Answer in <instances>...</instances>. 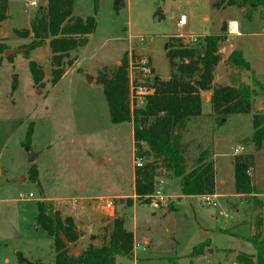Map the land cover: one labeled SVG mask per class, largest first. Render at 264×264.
Wrapping results in <instances>:
<instances>
[{"label": "rangeland", "instance_id": "1", "mask_svg": "<svg viewBox=\"0 0 264 264\" xmlns=\"http://www.w3.org/2000/svg\"><path fill=\"white\" fill-rule=\"evenodd\" d=\"M7 1V17L0 18V43L7 50L24 49L33 36H20L16 31L30 29L37 11L46 9L48 0ZM31 1H37V5L32 6ZM214 1L74 0V16H94L97 26L85 46L64 58L66 73L56 84L49 39L30 54L44 68L41 87L34 85L29 59L23 52L15 53L12 59L0 52V264H54V238L37 222L38 203H43L50 214L59 211L63 217L71 216L75 223L77 218L85 226L84 232L82 227L78 229L88 235L87 239L79 238L80 250L91 243L101 245L118 216L124 218L127 227L137 222L141 233L153 234L159 252L152 253L151 259L134 253L132 264H233L239 252L256 253L253 243L245 237L264 208L254 204L252 196H236L234 161L237 147L243 148L241 154L255 155L251 175L257 196L264 201V142L255 151L247 141L254 131L253 115L264 111V34L239 38L254 50L248 57L255 73L241 72V78L255 91L252 111L221 121L211 103L204 100L203 115L189 120L181 129L188 169L200 148H208L212 154L219 193L214 198L216 206L199 196L177 198L182 195L180 178L172 177L163 168L158 169L155 194L161 191L168 201L156 209L151 205L154 197L150 202L137 199L133 127L130 122H112L98 80L100 71L114 69L125 55L129 57L134 83L150 84L157 77L169 79L168 41L178 30L187 34L185 42L199 48L205 46L201 42L208 34L220 33L227 39L230 20L239 22L241 33L263 32L260 26L250 25L247 8L242 11L224 0L222 8L216 9ZM182 14L188 16L189 23L180 29L177 20ZM261 21L259 25L264 27ZM140 60L148 61L151 67L150 76L142 81L133 64ZM225 74L220 71L219 77L223 79ZM130 100L133 107L144 105L140 100ZM30 126L34 129L30 149L37 156L33 163L38 167L39 183L29 180L33 163L23 144ZM21 175L26 177L24 182L10 179ZM221 179L224 184L219 182ZM30 192L33 197L29 199L19 196ZM128 198L133 200L131 206ZM75 199L78 203L73 205ZM107 202L113 204L112 209L106 207ZM167 207L171 211L167 212ZM262 217L264 236L263 214ZM89 234H94L97 241H92ZM206 241L213 251L206 250L202 257L192 258L194 247ZM139 245L141 255H150L143 250L144 244ZM18 253L23 255L22 261Z\"/></svg>", "mask_w": 264, "mask_h": 264}, {"label": "trees", "instance_id": "2", "mask_svg": "<svg viewBox=\"0 0 264 264\" xmlns=\"http://www.w3.org/2000/svg\"><path fill=\"white\" fill-rule=\"evenodd\" d=\"M224 0H215V8H220ZM228 5L247 8L252 12L264 10V0H227ZM222 8V7H221ZM8 1L0 2V18L7 17ZM74 0H48L46 9H39L31 22V28L20 36L32 34V41L25 46V56L35 86L44 84L45 71L38 61L30 58L31 51L43 46L50 40L53 53L52 77L57 83L66 73L64 58L70 51L79 49L88 43V36L96 30V18L74 16ZM226 41L220 33L205 35L203 48L190 45L181 37L170 36L167 57L170 64V78H155L150 85L153 92L145 97L144 105L133 107L130 98V61L125 55L121 63L112 70L100 71L98 80L103 86L113 123L132 122L133 139L136 147L135 158L144 161L135 168V194L142 202H150L155 192L158 169L163 168L181 181L183 195H214L216 193L215 165L208 148H200L193 165L188 169L185 156L186 146L181 141V129L189 120L200 117L202 112V91L211 90V105L218 120L233 114L249 113L253 108L255 91L241 78L242 71L255 73L251 64L240 50H235L227 59V64L234 69L230 74V84L214 82L215 72L221 60L216 55L218 42ZM199 45V44H198ZM8 47L0 43V52ZM203 51L205 52L203 54ZM12 59V56H9ZM134 66L137 62H133ZM179 129V132H178ZM253 133L247 139L255 151L262 148L264 142V111L253 115ZM33 127L30 126L24 146H31ZM177 131V132H176ZM146 148H144V146ZM197 147H199L197 145ZM255 165L253 153L237 154L234 161L236 194L252 196L254 204L264 207V202L257 196L258 190L251 175ZM39 171L35 163L29 171V180L39 183ZM128 205L133 204L128 198ZM262 214L254 224V234L248 238L256 248L255 254L239 252L233 264H264V236L262 235ZM37 222L49 236L54 238L56 257L54 264H132L135 238L122 217H116L109 229L106 240L101 245L89 244L77 257L70 255V250L62 241L61 235L77 246L80 232L71 216L63 217L59 211L50 214L43 203H38ZM206 241L194 247L191 257L205 255L210 248ZM21 261L23 255L18 253ZM172 264V263H169ZM190 264H195L191 261Z\"/></svg>", "mask_w": 264, "mask_h": 264}, {"label": "crops", "instance_id": "3", "mask_svg": "<svg viewBox=\"0 0 264 264\" xmlns=\"http://www.w3.org/2000/svg\"><path fill=\"white\" fill-rule=\"evenodd\" d=\"M242 9V11H244V8H241ZM218 12H220V13H223V12H221V10L220 9H218L217 10ZM223 11V10H222ZM225 11V10H224ZM256 11H257V13H256ZM256 11H254V12H252V17H250L249 18V22H251L250 23V25H254V27L256 26V25H258V27L260 26L261 28V30H263V32H260V31H252V30H247V31H244V32H240V29H241V27H240V24H239V22L238 21H236V20H230L229 22H228V26H227V36H228V38L226 39V41H225V43L227 42V40L228 41H232L233 42V44L235 45V47L238 49V50H240L242 53H243V56H244V58L250 63V61H249V57L248 56H250V54H251V52L253 51L254 52V50L252 49V51L248 48V44L247 43H245V42H243V40H240L239 38H242V37H248V36H255V35H260V34H264V27H263V25H259V22H262L261 20H264L263 19V17H264V10L263 9H259V10H256ZM260 11H261V13H260ZM260 13V16L258 17L259 19L257 20V15ZM235 22H237V24H238V27H236V28H233V27H231V24L232 23H235ZM256 23H258V24H256ZM230 29H232L231 31H230ZM231 36H234L235 37V40H237V41H235L234 39H232L231 38ZM130 38H131V36H130ZM131 45V44H130ZM226 59H227V57H225V58H223L222 60H220V62H219V64H218V66H217V69H216V72H215V78H214V82L215 83H219V84H230V74H231V72H232V68L227 64V62H226ZM253 68V67H252ZM254 69V68H253ZM220 71L221 72H225L226 74H225V76L223 77V79H221L220 77H219V73H220ZM254 71H256L255 69H254ZM219 72V73H218ZM257 73V72H256ZM258 75H259V73H257ZM243 80V79H242ZM244 81V80H243ZM247 84H249L248 82H246ZM201 95H202V109H203V101L205 100V101H207L208 103H211V95H212V91L211 90H207V91H202L201 92ZM131 123V125H132V127H133V123L132 122H130ZM133 134H134V131H133ZM134 158H135V155H134ZM100 161V163L102 162V160H99ZM215 165V164H214ZM133 173L135 174V172L133 171ZM166 178H170V177H166ZM134 180H135V175H134ZM220 183H222V184H224V180L223 179H221L220 181H219ZM180 183H181V181H180ZM235 183V182H234ZM215 184H216V193L213 195V197L214 198H216V197H218L219 196V193L217 192V179H216V167H215ZM235 186V185H234ZM235 189V188H234ZM181 194H182V192H181ZM197 196H199V197H201L202 198V196H200V195H181V196H177V198H179V199H188V198H193V197H197ZM236 196H238V197H243L244 195H240V194H236ZM169 197V199H172V196H168ZM171 201V200H170ZM263 201V200H262ZM264 202V201H263ZM175 205H177V203L175 202ZM136 207V205L134 206V208ZM264 208V207H263ZM175 209H177V206L175 207ZM166 211L168 212V211H171V208L170 207H167L166 208ZM222 214L224 213V212H221ZM260 213H262L263 215H264V211H262V212H260ZM224 214H226V213H224ZM76 219V223L78 224L77 226H78V229H82L83 228V232L84 231H86L85 229V226H82L81 224H80V222H78L79 220L77 219V218H75ZM82 227V228H81ZM126 227H127V225H126ZM130 231H132L133 233H134V238H135V243H139V244H144V245H142L143 246V250H145V251H148L149 252V254L150 255H148V256H143V255H141L139 252H138V248L140 247V245H139V247H137V245H136V247H135V249H134V253L136 254V255H140L141 257H143V258H146V259H151V257H152V255L154 254H156L155 252H159V250H158V247H157V244H156V242H155V240H154V236H153V234L151 233V234H149V233H141L140 232V229H139V225L137 224V222H134V224H133V226L132 227H127ZM263 228V227H262ZM219 229H222V228H219ZM223 230V229H222ZM81 234V233H80ZM254 234V226L252 227V231H251V233H250V235H248L247 237H245L246 239H248L249 237H251L252 235ZM82 238V240L83 239H87L88 238V235L87 234H81V237H80V239ZM89 238L92 240V241H97V239H96V236L94 235V234H89ZM139 238H141V239H139ZM140 240H142V242L143 243H140ZM211 248V247H210ZM208 248H206V250H207ZM169 252H173V249L172 250H170ZM153 253V254H152ZM203 256V255H202ZM202 256H199V257H202ZM167 257H174V256H167ZM198 257V258H199ZM149 261V260H148ZM177 262V261H176Z\"/></svg>", "mask_w": 264, "mask_h": 264}, {"label": "built area", "instance_id": "4", "mask_svg": "<svg viewBox=\"0 0 264 264\" xmlns=\"http://www.w3.org/2000/svg\"><path fill=\"white\" fill-rule=\"evenodd\" d=\"M30 4L32 6H35V5H37V1H31ZM188 23H189V19H188V16L185 15V14H182L180 16V18L177 20V26L180 29L181 28H184L185 26H187ZM235 23H236V27H238L237 22H235ZM231 27H233V23L231 24ZM231 30L232 29H230V31ZM184 34H185V32L183 33L180 30H178V32H176L172 36H177V37H181V38L184 39ZM185 35H187V34H185ZM141 40L144 41L143 38H141ZM137 63L138 64L135 65L134 68L137 69V70H139V72L137 74V77L140 78V80L142 81L144 78H147V77L150 76L151 67L148 64V61L145 62V61H141L140 60ZM131 72H132V66H131ZM130 80H131L130 98L132 100L136 99L137 101L140 100L141 102H144L145 101V97L153 92L152 85H150V84H142V82H140V83H134V77H133L132 73H130ZM242 150H243L242 147H237L235 149V154L236 155L238 153L241 154L240 152ZM143 163H144V161L142 159H136V161H135V165L136 166H142ZM19 196H20L21 199H29V198L33 197V193L32 192H30L29 194L20 193ZM152 197H154L155 199H153L151 201V205L153 206V208H156V209L157 208H160L163 202L168 201V199L166 200L165 197L163 196V194L161 193V191H159V190H157L156 194L154 192V194L152 195ZM202 199H203V201L208 202V203H211L214 206L217 205V203H216L213 195H203L202 196ZM77 203H78V201L76 199L73 200V205H76ZM106 207L108 209H112L113 204L111 202H107L106 203ZM137 247H139V244L137 245Z\"/></svg>", "mask_w": 264, "mask_h": 264}, {"label": "water", "instance_id": "5", "mask_svg": "<svg viewBox=\"0 0 264 264\" xmlns=\"http://www.w3.org/2000/svg\"><path fill=\"white\" fill-rule=\"evenodd\" d=\"M218 50L216 51V55H224L225 57H229L236 49L235 45L233 43H225L222 40H219L218 42ZM27 48L24 49H19V50H6L4 52L5 56L9 57V56H13L15 53L17 52H23L26 53L27 52ZM205 52L203 51V54ZM177 132V131H176ZM27 150L29 153V160L31 163L35 162L37 156L35 154L32 153L30 146H27ZM99 162V160H97ZM13 181H17V182H24L26 180V177L24 175L21 176H13L10 178ZM62 241L66 244L67 248L70 250V255L73 257H77L80 256L82 254V250H80L74 243L70 242L67 237L62 234L61 235ZM27 264H43V263H32V262H28Z\"/></svg>", "mask_w": 264, "mask_h": 264}, {"label": "bare ground", "instance_id": "6", "mask_svg": "<svg viewBox=\"0 0 264 264\" xmlns=\"http://www.w3.org/2000/svg\"><path fill=\"white\" fill-rule=\"evenodd\" d=\"M233 28H236V23H233Z\"/></svg>", "mask_w": 264, "mask_h": 264}]
</instances>
